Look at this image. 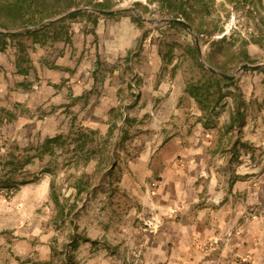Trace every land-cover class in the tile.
Listing matches in <instances>:
<instances>
[{
    "label": "rangeland",
    "instance_id": "1",
    "mask_svg": "<svg viewBox=\"0 0 264 264\" xmlns=\"http://www.w3.org/2000/svg\"><path fill=\"white\" fill-rule=\"evenodd\" d=\"M204 1L191 8L186 1L174 0V4H183L195 16L193 22L208 33L198 34L191 25L188 29L169 21L148 23L138 18L136 13L150 19L175 18L176 7L171 11L160 0H74L72 9L82 13L66 16L62 25L56 23L46 34L25 31L0 38V45L2 40L14 42L20 54L24 46L38 48L48 74L80 73L91 79L79 98L70 93L58 95L53 84L54 91L35 96L38 103L30 104L29 97L13 103L6 98L0 107V232L9 251L13 241H23L22 249L31 252L47 243L45 262L75 264L82 249L116 248L122 256L120 264L162 263L134 251L140 248L136 235L142 218L155 216L153 210L140 215L134 210L140 204H160L152 198L157 177L145 174L139 183L135 173L148 144L151 148L158 145L156 134L151 136L158 120L155 112L141 111L137 98L128 92L135 89L140 73L152 76V85L157 81L165 88L176 87V81L198 75L196 60L205 69L211 66L233 78L224 83L219 103L209 102L213 107L202 113V125L211 130L212 141L198 146L194 204H242L243 213L260 216L264 223V67L241 68L244 63H264V0ZM122 8L134 11H97ZM5 21L0 15V22ZM21 29L0 23L1 34ZM191 36L198 40L200 54L197 51L196 56L187 51ZM53 57L63 59L64 64L57 67ZM15 75L11 74L14 81ZM70 83L66 77L56 86ZM41 84L35 80L26 89L39 90ZM46 85L52 84L47 81ZM114 91L119 101L110 106L114 101L108 96L115 95ZM49 96L54 98L52 103H47ZM211 97L216 99L217 93ZM234 107L240 117L235 118L234 127L227 128L229 121L224 120ZM121 113L127 116L125 122ZM77 130L94 133L83 150L74 154ZM202 133L197 130L196 135ZM55 135L60 138L44 150L45 138ZM122 171L134 189L121 186ZM261 226L259 230L264 229ZM249 227L252 232L253 225ZM83 241L88 245L82 246ZM9 256L11 251L5 253L6 259Z\"/></svg>",
    "mask_w": 264,
    "mask_h": 264
},
{
    "label": "crops",
    "instance_id": "2",
    "mask_svg": "<svg viewBox=\"0 0 264 264\" xmlns=\"http://www.w3.org/2000/svg\"><path fill=\"white\" fill-rule=\"evenodd\" d=\"M20 53L14 42H5L0 51V107L4 106L6 98L13 103L29 97L30 104L38 103L35 96L43 91H54V85L58 95L70 93L71 96L79 98L89 86L91 79L84 74H48L44 64L40 63L41 52L38 48L24 46L22 54ZM51 59L57 67L64 64V60L58 57ZM10 73L17 74L15 76L18 78L14 81ZM6 74H9V81ZM140 75L134 80L135 89L130 88L128 95L137 98L136 104L141 111L156 113L158 123L151 136L156 134L158 145L151 148L148 144L147 152L141 153L139 161L136 162L135 173L139 183L145 174L148 178L157 177L152 198L160 204H140L134 210L138 215L152 210V214H155L142 218L143 226L138 227L140 230L136 235L140 248L134 251L147 260L156 258L161 264H264V229L259 230L264 223L260 216L249 217L241 210L242 204H194L198 189L195 182L198 179L197 155L201 151L198 146L212 141L209 134L211 130L208 131L202 125V113L213 106L201 109L198 101L184 90V81H176V87L165 88L164 84L159 85L157 81L152 85V76ZM66 77H69L70 84L56 86ZM35 80L42 84L39 85V90L31 88L29 92L26 88L31 87ZM47 81L52 85H46ZM8 89L13 91L6 94ZM134 92L136 94H132ZM114 93L116 94L108 96L114 101L110 106L119 101L117 92ZM15 94L21 98H17ZM53 100L49 96L47 103H52ZM230 112L231 110L227 112L225 123L229 121ZM197 130L201 133L204 130L205 135L202 133L198 137ZM122 172L121 186L134 189L129 184L127 172ZM149 190L146 185L147 197ZM136 224H140L139 221ZM250 224L253 225L252 232ZM4 240V233L0 232V264H38L40 262L36 261L49 258L47 243L35 246V252H31L22 249L24 242L18 239V242L13 241L14 248L10 249L12 256L6 259L5 253L10 251L5 247ZM85 245H88V241L82 242V246ZM121 257L116 248L108 251L91 247L78 251L75 264H120Z\"/></svg>",
    "mask_w": 264,
    "mask_h": 264
},
{
    "label": "trees",
    "instance_id": "3",
    "mask_svg": "<svg viewBox=\"0 0 264 264\" xmlns=\"http://www.w3.org/2000/svg\"><path fill=\"white\" fill-rule=\"evenodd\" d=\"M186 1L188 7H194L197 4H205L204 0H181ZM235 1V0H234ZM161 4L169 9L176 7V13L174 16L182 17L184 21L190 24L193 29L198 33L202 34L203 32H207L206 28L200 27L199 25L195 24L193 20L195 16H192L191 12L186 11L184 9L183 4H174V0H160ZM74 0H54L52 3H48L45 0H4L2 4H0V15L6 19L5 22H0L3 27L7 26L8 24H13L15 27H27V26H35L41 23L44 20H49L48 23L40 28L27 31L30 34L35 33H44L46 34L49 31L50 27H53L56 23L61 24V20L68 17H74L82 13L79 9H72L75 7ZM71 9V10H70ZM69 10V11H68ZM209 13V12H206ZM56 18H52L55 17ZM200 18L204 17L203 15H199ZM199 21H202L200 19ZM168 24L180 26L184 28V25L177 21H169ZM205 26V25H204ZM62 27V26H61ZM14 34L11 33L9 35L1 34L0 38L4 37H13ZM224 34L221 36L223 37ZM192 44L187 47V51L192 52L194 56L197 53V46L195 43L194 36H191ZM5 41H1L0 48L3 47ZM196 65L199 67V73L196 77H190L185 81L184 90L192 97H194L198 103L200 104L201 109H207L208 103L213 101V106L217 105L218 100L223 95L221 93L222 87L224 83H229L230 81L224 77H220L216 75L214 72H211L208 69L199 63L196 60ZM216 92L217 98L214 99L211 97V93ZM122 116V113L120 114ZM240 117L239 109L234 107L231 108L229 122L227 128L233 127L235 118ZM122 122L127 120V116H122ZM111 124L108 127V132H111ZM93 130H77L76 132V140L78 141L76 146L73 148V153L80 152L83 150V146L85 145L86 141L93 134ZM60 138V135H55L53 137L45 138L43 141V149L50 150L51 146L49 145L50 142H56ZM87 151V150H86ZM10 164H13L12 161H9ZM52 193V191H51ZM38 264H52L50 261L40 262Z\"/></svg>",
    "mask_w": 264,
    "mask_h": 264
},
{
    "label": "water",
    "instance_id": "4",
    "mask_svg": "<svg viewBox=\"0 0 264 264\" xmlns=\"http://www.w3.org/2000/svg\"><path fill=\"white\" fill-rule=\"evenodd\" d=\"M127 10H130V11H134V8H130V9H126V8H122V9H109V10H105V9H97V11L99 12H104V13H113V12H121V11H127ZM136 15L138 16L139 19L145 21V22H148V23H155V22H159V21H177V22H180L181 24H183L186 28L188 29H191V26L190 24H188L187 22H185L183 19L181 18H178V17H175V18H163V19H157V18H154V19H150V18H145L139 14L136 13ZM49 20H44L42 21L41 23L35 25V26H31V27H27V28H24V29H21V30H11V31H1L2 33H6V34H11V33H16V32H25V31H31V30H34V29H37V28H40L44 25H46L48 23ZM195 38V43H196V46H197V51L198 53L200 54V48L198 46V40L196 38V36H194ZM259 67H264V63L262 64H247V63H244L241 65V68H259ZM207 68L211 71V72H214L228 80L232 79L233 78V75L232 74H226L224 72H218L216 71L214 68H212L211 66H207Z\"/></svg>",
    "mask_w": 264,
    "mask_h": 264
}]
</instances>
